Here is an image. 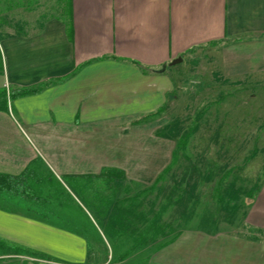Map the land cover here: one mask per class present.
I'll list each match as a JSON object with an SVG mask.
<instances>
[{"label": "crops", "instance_id": "obj_1", "mask_svg": "<svg viewBox=\"0 0 264 264\" xmlns=\"http://www.w3.org/2000/svg\"><path fill=\"white\" fill-rule=\"evenodd\" d=\"M215 45L223 62L260 70L264 0H0V91L43 84L0 106V174L18 176L0 191V264H264V240L233 229L89 251L82 233L34 213L37 164L150 184L163 166L131 162L117 130L165 105L173 59Z\"/></svg>", "mask_w": 264, "mask_h": 264}, {"label": "rangeland", "instance_id": "obj_2", "mask_svg": "<svg viewBox=\"0 0 264 264\" xmlns=\"http://www.w3.org/2000/svg\"><path fill=\"white\" fill-rule=\"evenodd\" d=\"M223 58L218 45L183 55L169 67L174 88L165 105L119 126L116 145L131 151V162L163 166L150 184L108 170L83 179L48 174L37 164V217L82 233L89 251L106 242L114 251L146 241L152 248L183 229L264 240V64L248 71ZM90 187L96 206L85 197Z\"/></svg>", "mask_w": 264, "mask_h": 264}, {"label": "trees", "instance_id": "obj_3", "mask_svg": "<svg viewBox=\"0 0 264 264\" xmlns=\"http://www.w3.org/2000/svg\"><path fill=\"white\" fill-rule=\"evenodd\" d=\"M163 69H160L158 71H162ZM43 87L42 85H39L37 87H25V88H17V89H3L0 91V106L2 103H5V106L8 107V103L17 96H22L26 94H30L32 92L38 91ZM16 177V178H15ZM20 177V176H19ZM18 176H8L5 174H0V191L3 190V186L9 182H12L13 180L17 179ZM8 181V182H7ZM22 249V248H21ZM25 249V248H23ZM27 250V249H25Z\"/></svg>", "mask_w": 264, "mask_h": 264}, {"label": "water", "instance_id": "obj_4", "mask_svg": "<svg viewBox=\"0 0 264 264\" xmlns=\"http://www.w3.org/2000/svg\"><path fill=\"white\" fill-rule=\"evenodd\" d=\"M181 60H182V57L179 56V57L173 59V60L170 62V65L176 64V63L180 62Z\"/></svg>", "mask_w": 264, "mask_h": 264}]
</instances>
